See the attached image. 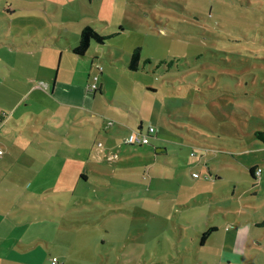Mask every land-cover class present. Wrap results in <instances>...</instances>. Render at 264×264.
<instances>
[{
	"label": "rangeland",
	"instance_id": "1",
	"mask_svg": "<svg viewBox=\"0 0 264 264\" xmlns=\"http://www.w3.org/2000/svg\"><path fill=\"white\" fill-rule=\"evenodd\" d=\"M0 9L8 40L28 34L64 52L85 25L122 29L66 55L60 75L74 71L75 83L59 78L50 96L41 81L47 95L28 97L0 131L8 243L24 250L38 235L37 252L58 264H264L255 135L264 133V0H0ZM90 66L101 93L87 88ZM140 125L155 129L149 144H126Z\"/></svg>",
	"mask_w": 264,
	"mask_h": 264
},
{
	"label": "crops",
	"instance_id": "2",
	"mask_svg": "<svg viewBox=\"0 0 264 264\" xmlns=\"http://www.w3.org/2000/svg\"><path fill=\"white\" fill-rule=\"evenodd\" d=\"M2 10L6 11L5 8H2ZM2 10L0 9V23L4 20L2 18L3 15L7 17L3 14ZM1 25L2 24H0V131L15 115L19 119L23 116V113H19V107L25 104L23 102H27L25 104L26 108L30 106L31 102H28V97L32 99V103H35L38 97L47 95L41 89L42 87H40L41 81H48L44 89L49 91L50 96H54L60 84V82H58L59 78L69 85L70 83H75L76 80V73L74 71L66 72V70L63 69L60 75L62 59L66 55L67 59H71L70 56L75 58L76 55L72 52V49L76 44L72 46L71 49H68L67 52H64L58 50L55 45L49 43L47 45L38 44L37 42L29 43L28 34H22L16 38H13L12 35L9 34L8 40L6 37L8 28ZM9 28L13 27L9 26ZM45 66L48 68L45 69ZM94 75L96 74H94L90 66L85 83L91 82ZM22 83H25L27 87L21 90V88H23ZM97 85L98 89L102 92V84L98 81ZM12 97L15 98L13 101L11 100ZM6 106L9 109H7ZM19 125L20 123H13L14 127ZM139 128L142 131L143 127L141 125ZM9 131L12 133L15 130L9 128ZM2 133L5 135L9 134V132L5 131ZM46 138L50 139L52 137L46 136ZM0 150V155H2L4 152L2 149ZM254 168H260V177L263 173L262 165L258 166L256 164ZM5 221L6 220L0 215V224ZM8 240L9 236L0 233V264H50L51 258L56 257V255H51V258L47 261L43 258V252H37L39 247L37 241L40 240L38 235L29 239L30 242L25 244L26 249L24 250H22L23 247L19 244L14 247L12 244L8 243ZM3 243H5L8 248H6Z\"/></svg>",
	"mask_w": 264,
	"mask_h": 264
},
{
	"label": "trees",
	"instance_id": "3",
	"mask_svg": "<svg viewBox=\"0 0 264 264\" xmlns=\"http://www.w3.org/2000/svg\"><path fill=\"white\" fill-rule=\"evenodd\" d=\"M121 31H122L121 27H118L117 31H114L111 33H102L100 31L96 30L95 27H93L92 25H85L79 33L77 43L74 46V48L72 49V52L76 56H83V55H85V53L89 49L92 42H95L97 44H104L108 39L120 34ZM140 59H141L140 48L137 47L130 54V58H129L128 63H127L128 69L132 70V71L138 70ZM144 62H149V61L144 60ZM96 91L101 93V90L98 88L93 93H95ZM138 130H141V129L139 128ZM255 135L262 142H264V133L263 132L257 131V132H255ZM138 146H140V145H138ZM254 171H255L254 167H251L249 170V173L253 178H255ZM208 173H209V171H208ZM207 175H210V173ZM213 229L214 228H211L210 230H208L207 232H204L202 234V236H201L202 243L204 242V239L206 238V236L210 234V231H213Z\"/></svg>",
	"mask_w": 264,
	"mask_h": 264
},
{
	"label": "built area",
	"instance_id": "4",
	"mask_svg": "<svg viewBox=\"0 0 264 264\" xmlns=\"http://www.w3.org/2000/svg\"><path fill=\"white\" fill-rule=\"evenodd\" d=\"M100 71L102 70V68L99 69ZM97 80H98V76L94 75L92 77L91 82H89L90 84L87 85V88L91 91L94 92L98 87H97ZM155 133V129L152 126H149L148 129L146 130V132H143L141 130H135L132 133L129 134V136L127 137L125 143L129 144V145H147L149 144V139L152 136V134ZM1 153V150H0ZM259 169L256 170L255 174L259 175ZM192 175L194 177H197L198 174L197 173H192ZM50 264H58V260L56 259V257H52Z\"/></svg>",
	"mask_w": 264,
	"mask_h": 264
}]
</instances>
